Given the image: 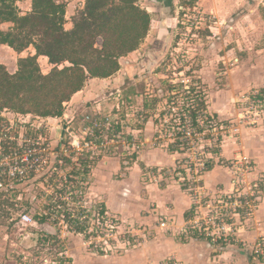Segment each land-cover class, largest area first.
Here are the masks:
<instances>
[{
  "label": "rangeland",
  "instance_id": "374dc122",
  "mask_svg": "<svg viewBox=\"0 0 264 264\" xmlns=\"http://www.w3.org/2000/svg\"><path fill=\"white\" fill-rule=\"evenodd\" d=\"M61 1L66 5L64 27H69L66 24L84 4L79 9L80 0ZM137 3L150 14L148 33L135 51L118 59L119 69L107 81L88 79L83 94L71 97L60 117L0 112L7 123L0 121V157L7 139L23 136L39 140L48 158L43 169L22 180H2L0 264H133V257L146 264H176V259L162 255L161 244L167 239L157 238L163 233L156 228L161 216L150 225L133 221L129 206L134 196L138 203L148 200L151 184L181 187L177 167L183 165L185 154L207 166L224 167L236 155L247 156L252 165L248 179H264V160L259 155L264 150V0ZM15 8L23 15L31 10V0H15ZM10 25L0 23V29L6 31ZM29 54H34L32 47L18 54L0 44V64L10 73L16 71L18 57ZM38 62L43 73L50 70L46 58L39 56ZM253 92L258 98H253ZM201 103L205 114L194 147L172 149L176 135L168 126L180 122L181 110L199 109ZM94 112L108 117L114 132L118 125L115 138L102 137V145L88 144L89 166L81 167L80 155H75L73 164L57 167L62 162H57L56 149L65 148L61 140L71 137L73 147L75 140L83 141L80 117ZM152 150L163 159L142 164L140 156ZM133 153L138 159L133 160ZM111 192L115 193L112 201ZM51 196V201L61 203L49 210L44 206ZM263 200L264 189L249 219L236 224L256 230L244 240L249 245L264 230V219L258 214ZM149 203L152 209L155 202ZM117 205L127 208L112 213L111 207ZM41 216L46 220L39 221ZM65 219L79 220L84 232L75 231ZM150 249L151 257L146 253Z\"/></svg>",
  "mask_w": 264,
  "mask_h": 264
},
{
  "label": "trees",
  "instance_id": "16d2710c",
  "mask_svg": "<svg viewBox=\"0 0 264 264\" xmlns=\"http://www.w3.org/2000/svg\"><path fill=\"white\" fill-rule=\"evenodd\" d=\"M65 12L66 5L61 0H31V10L20 15L15 0H0V23L11 24L6 31L0 29V44L18 54L29 47L34 49V54L18 57L13 73L0 64V112L43 118L62 116L63 103L80 91L88 79L108 78L118 71V59L140 46L150 25V14L137 0H85L83 9L72 19L71 29L64 27ZM39 56L47 57L51 65L47 73L41 71ZM199 105V109H204L203 103ZM192 119H196L194 112ZM0 121L4 123L5 119L0 117ZM81 125L88 123L81 121ZM111 132H105L108 139ZM8 143H3L4 152L15 145ZM88 157L86 151L78 157L81 167L89 166ZM136 158L133 153V160ZM58 159L63 167L73 164V155ZM74 174L77 176L80 171ZM57 202L51 201L44 208L52 210L61 203L59 199ZM104 208L103 205L101 214L105 213ZM46 218L41 216L39 221ZM65 221L74 224L75 231L84 232L79 220Z\"/></svg>",
  "mask_w": 264,
  "mask_h": 264
},
{
  "label": "built area",
  "instance_id": "2783aa9c",
  "mask_svg": "<svg viewBox=\"0 0 264 264\" xmlns=\"http://www.w3.org/2000/svg\"><path fill=\"white\" fill-rule=\"evenodd\" d=\"M252 96L254 99L258 98L255 92L252 93ZM65 103H63V106ZM192 112L196 114L194 121ZM186 114L188 115L186 116ZM204 114L201 109L194 108L190 111L183 109L180 116H178L180 122L168 126L170 129H174L176 135V140L173 141V146L171 145L176 151L181 148L191 150L194 147L201 135L202 115ZM97 116H100V118ZM102 118H104V121L101 120ZM81 121L88 123V125L82 126L81 130L86 136L85 139L83 141L75 140L78 141L77 145L75 142V147L71 146V137H69V141L62 139L60 145H64L65 148L64 150L56 149V159L60 156L73 155L74 157L75 155H81L82 152L87 150L86 147L89 143L102 145L105 140L102 137L107 139L105 132L112 131L109 139L115 138L114 133L117 132H114L115 130L113 125L109 123L108 117L97 112L87 113L81 116ZM107 126L109 127L107 128ZM96 133H99V135ZM7 140H10L9 143L15 142V145L10 146L8 152L1 154L0 187L4 178L22 180L28 174L43 169L48 162L47 148L36 138L31 139L21 136L19 139L10 138ZM135 145L136 143L133 141V146ZM136 146L138 148V145ZM209 156L212 158L211 153H209ZM57 162L62 161L58 159ZM62 166L58 165L60 168ZM227 167L231 177L229 181L230 189L209 191L203 184L202 179L203 173L207 169V163L200 160L193 161L188 154H185L183 165L177 167V177L181 187L189 193L192 206L190 209L191 214L180 229L179 234L202 238L218 246H240L242 251L248 252V257L252 260L249 264H259L264 262V230L249 245L239 238L238 232L241 227L237 228L236 224L242 220L245 224L246 219H249L253 213L254 201L264 189V179H248L252 175V165L247 156L236 155L234 162ZM24 219L30 220L28 217H24ZM166 221L165 217H159L158 226L163 229Z\"/></svg>",
  "mask_w": 264,
  "mask_h": 264
},
{
  "label": "crops",
  "instance_id": "0c3cea01",
  "mask_svg": "<svg viewBox=\"0 0 264 264\" xmlns=\"http://www.w3.org/2000/svg\"><path fill=\"white\" fill-rule=\"evenodd\" d=\"M67 1V0H66ZM74 1V0H73ZM72 1V2H73ZM79 9L82 8L84 4V0H80ZM70 6V3L67 4V7ZM29 10V9H28ZM68 11V10H67ZM72 11V10H71ZM150 12V11H149ZM70 15H74V11L70 13ZM66 17V14H65ZM67 18V17H66ZM153 21V18H151ZM69 27H65V29H70L72 27V23H67ZM2 45V44H1ZM22 53V52H21ZM41 57V56H40ZM44 58L47 57L42 56ZM96 80L107 81V78L99 79V78H92L91 81L96 82ZM88 80L85 85H88ZM84 85V86H85ZM88 88V87H87ZM84 88L80 91L75 93L74 96L78 94H83ZM257 145L263 147V144L260 141H256ZM254 143V145L256 144ZM264 148V147H263ZM159 153L155 152L154 150L144 152L142 156H140V162L142 164H153L154 161H159V159H163L159 157ZM261 160H264V150L260 152ZM138 159V156H137ZM139 161H136V166H139ZM203 184L206 188L209 189H230V173L223 164H216V165H208L207 169L204 171L203 176ZM152 193H148V200L144 201L143 203H138L137 198L138 196L133 197V206L130 205L129 209H133L134 219L136 222H145L146 224L150 225L153 224L154 220L159 216H163L166 218L165 227L162 229L160 227H156L160 229L163 233L161 236L157 238H165L166 241H163L161 245V249L163 250L162 255L167 256L168 258H174L177 261V264H227V263H234V264H249L252 260L248 257L247 254L243 253V251L238 246H218L209 243L208 241L198 238V237H188L179 234L180 229L184 226L185 222L187 221L188 217L190 216V209H191V199L190 197L184 193L180 188V186L175 184H165L161 187L159 185L151 184ZM114 192H111L108 195L110 200H114ZM149 202H155L154 207L150 209ZM106 206V204L104 205ZM108 207V204H107ZM112 213H119V210H124L125 206L116 207L112 206ZM122 210V211H123ZM141 210H146L143 214ZM258 214L260 218L264 219V200L259 205ZM158 224V223H156ZM254 224V223H253ZM158 226V225H157ZM255 226V225H254ZM248 229V230H246ZM244 231V232H243ZM255 229L251 225H247L246 228L241 227L238 232V236L241 240H248L250 236L255 234ZM242 232V233H241ZM165 236H164V235ZM168 235V236H167ZM178 236V239L176 238ZM254 236V235H253ZM252 236V237H253ZM168 237V238H167ZM177 239V240H175ZM135 250V248H133ZM149 257L153 256L154 251L150 249L146 252ZM137 256V255H136ZM141 257H133V264H146L140 259ZM259 264H264V262H260Z\"/></svg>",
  "mask_w": 264,
  "mask_h": 264
},
{
  "label": "water",
  "instance_id": "95a60500",
  "mask_svg": "<svg viewBox=\"0 0 264 264\" xmlns=\"http://www.w3.org/2000/svg\"><path fill=\"white\" fill-rule=\"evenodd\" d=\"M62 133H63V131H62V130H60V131H59V135H61V136H62Z\"/></svg>",
  "mask_w": 264,
  "mask_h": 264
}]
</instances>
